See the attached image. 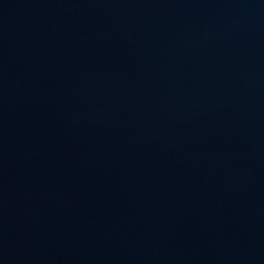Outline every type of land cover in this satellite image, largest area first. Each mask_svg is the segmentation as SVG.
<instances>
[{"label":"water","instance_id":"water-1","mask_svg":"<svg viewBox=\"0 0 264 264\" xmlns=\"http://www.w3.org/2000/svg\"><path fill=\"white\" fill-rule=\"evenodd\" d=\"M0 264H264V0H0Z\"/></svg>","mask_w":264,"mask_h":264}]
</instances>
